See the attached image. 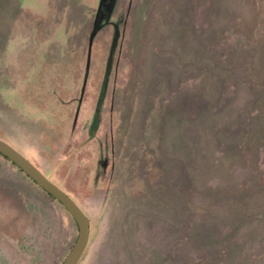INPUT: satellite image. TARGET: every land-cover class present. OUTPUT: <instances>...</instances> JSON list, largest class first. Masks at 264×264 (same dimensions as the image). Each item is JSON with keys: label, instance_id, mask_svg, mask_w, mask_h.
<instances>
[{"label": "rangeland", "instance_id": "1", "mask_svg": "<svg viewBox=\"0 0 264 264\" xmlns=\"http://www.w3.org/2000/svg\"><path fill=\"white\" fill-rule=\"evenodd\" d=\"M1 137L77 264H264V0H0ZM76 235L0 156V264Z\"/></svg>", "mask_w": 264, "mask_h": 264}, {"label": "water", "instance_id": "2", "mask_svg": "<svg viewBox=\"0 0 264 264\" xmlns=\"http://www.w3.org/2000/svg\"><path fill=\"white\" fill-rule=\"evenodd\" d=\"M0 154L6 156L35 183L56 198L72 215L76 222L78 235L69 251L60 264H77L81 254L85 251L90 236L89 217L84 210L68 195V193L46 176L29 158L19 152L13 145L0 138Z\"/></svg>", "mask_w": 264, "mask_h": 264}, {"label": "trees", "instance_id": "3", "mask_svg": "<svg viewBox=\"0 0 264 264\" xmlns=\"http://www.w3.org/2000/svg\"><path fill=\"white\" fill-rule=\"evenodd\" d=\"M1 139H3V140H5V141H7V142H9V140H7L6 138H4V137H1ZM9 143H11V142H9ZM11 145H12V143H11ZM14 145V144H13ZM16 148H17V146H16ZM18 150V149H17ZM18 151H20V150H18ZM21 152V151H20ZM22 154H24V153H22ZM25 155V154H24ZM0 156H2V157H4V158H6V159H8V160H10L9 158H7L6 156H4V155H2V154H0ZM26 156V155H25ZM14 165H16V163L15 162H13L12 160H10ZM17 166V165H16ZM17 168H19L18 166H17ZM20 169V168H19ZM21 170V169H20ZM22 171V170H21ZM27 175V174H26ZM28 176V175H27ZM29 177V176H28ZM32 181H34V179H32L31 177H29ZM34 183H35V181H34ZM36 184V183H35ZM55 184H57V183H55ZM37 185V184H36ZM58 185V184H57ZM38 186V185H37ZM58 186H60V185H58ZM61 187V186H60ZM62 188V187H61ZM42 189V188H41ZM63 189V188H62ZM44 190V189H43ZM63 190H65V189H63ZM45 191V190H44ZM67 193H68V195H70L72 198H73V196L71 195V194H69V192L67 191V190H65ZM48 195H50L51 196V194L50 193H48L47 191H45ZM51 198H53V199H56V198H54V197H52L51 196ZM74 200H75V202L77 201L75 198H73ZM59 202V201H58ZM77 203V202H76ZM78 204V203H77ZM79 205V204H78ZM80 206V205H79ZM81 207V206H80ZM82 208V207H81ZM83 209V208H82ZM84 210V209H83ZM84 212H85V210H84ZM86 214V213H85Z\"/></svg>", "mask_w": 264, "mask_h": 264}]
</instances>
